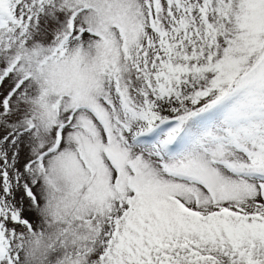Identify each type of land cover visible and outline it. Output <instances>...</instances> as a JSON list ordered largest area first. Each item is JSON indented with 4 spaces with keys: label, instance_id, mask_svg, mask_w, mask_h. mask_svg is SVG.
<instances>
[{
    "label": "snow or ice",
    "instance_id": "6c2138e0",
    "mask_svg": "<svg viewBox=\"0 0 264 264\" xmlns=\"http://www.w3.org/2000/svg\"><path fill=\"white\" fill-rule=\"evenodd\" d=\"M0 264H264V0H0Z\"/></svg>",
    "mask_w": 264,
    "mask_h": 264
}]
</instances>
